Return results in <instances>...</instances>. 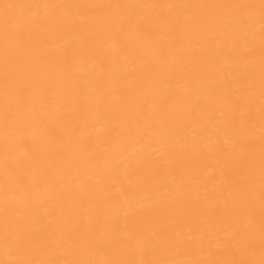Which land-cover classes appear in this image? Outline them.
Listing matches in <instances>:
<instances>
[{
  "label": "bare ground",
  "instance_id": "bare-ground-1",
  "mask_svg": "<svg viewBox=\"0 0 264 264\" xmlns=\"http://www.w3.org/2000/svg\"><path fill=\"white\" fill-rule=\"evenodd\" d=\"M0 264H264V0H0Z\"/></svg>",
  "mask_w": 264,
  "mask_h": 264
}]
</instances>
